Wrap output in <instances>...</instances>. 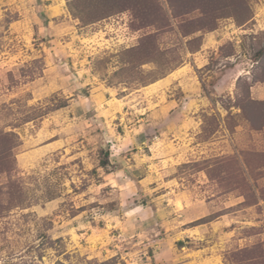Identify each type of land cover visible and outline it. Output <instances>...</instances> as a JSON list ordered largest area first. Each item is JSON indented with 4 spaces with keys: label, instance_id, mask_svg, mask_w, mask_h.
Segmentation results:
<instances>
[{
    "label": "rangeland",
    "instance_id": "obj_1",
    "mask_svg": "<svg viewBox=\"0 0 264 264\" xmlns=\"http://www.w3.org/2000/svg\"><path fill=\"white\" fill-rule=\"evenodd\" d=\"M0 264H264V0H0Z\"/></svg>",
    "mask_w": 264,
    "mask_h": 264
}]
</instances>
